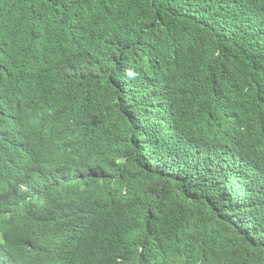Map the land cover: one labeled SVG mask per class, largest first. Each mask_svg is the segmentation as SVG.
Here are the masks:
<instances>
[{
  "label": "trees",
  "instance_id": "trees-1",
  "mask_svg": "<svg viewBox=\"0 0 264 264\" xmlns=\"http://www.w3.org/2000/svg\"><path fill=\"white\" fill-rule=\"evenodd\" d=\"M1 127L61 195L0 264H264V0H0Z\"/></svg>",
  "mask_w": 264,
  "mask_h": 264
},
{
  "label": "clouds",
  "instance_id": "clouds-1",
  "mask_svg": "<svg viewBox=\"0 0 264 264\" xmlns=\"http://www.w3.org/2000/svg\"><path fill=\"white\" fill-rule=\"evenodd\" d=\"M225 129L236 136L239 135L237 125L232 121L226 120ZM48 150L44 149L38 142L29 141L26 138L18 137L17 140H11L5 130L0 128V200L3 195L9 196L13 192H18L19 201L25 207L26 215L39 213L42 215L44 211L51 205H54L61 195L58 192L60 186L49 185L45 187L37 186L30 188L27 185L26 178L28 173L22 175L25 170L34 169L37 172L48 171L51 166ZM21 178H20V177ZM176 179L167 176L166 181L171 185ZM6 196V197H7ZM63 206L61 205V213ZM4 217L10 219L11 223L19 222L17 212H9L6 215L0 214V227L6 226ZM60 223L54 222L49 225L46 233H51L55 229H59ZM203 235L197 233L192 244L199 241ZM2 237V236H1ZM0 237V238H1ZM39 252L31 255L34 261Z\"/></svg>",
  "mask_w": 264,
  "mask_h": 264
},
{
  "label": "bare ground",
  "instance_id": "bare-ground-1",
  "mask_svg": "<svg viewBox=\"0 0 264 264\" xmlns=\"http://www.w3.org/2000/svg\"><path fill=\"white\" fill-rule=\"evenodd\" d=\"M71 141V140H70ZM11 203V202H10ZM16 205V204H15ZM44 223V222H43ZM43 227H45V226H43ZM2 228H3V226H2ZM38 228V227H37ZM41 228V227H40ZM0 229H1V227H0ZM36 230H38V229H36ZM35 230V231H36ZM45 232H46V230H44ZM1 232H2V230H1ZM34 232V231H33ZM38 234H40V233H38ZM2 235V234H1ZM1 235H0V237H1ZM41 235V234H40ZM42 235H44V234H42ZM45 236V235H44ZM2 238V237H1ZM33 240V239H32ZM6 241V240H5ZM1 242H2V239H1ZM137 252V251H136ZM131 255V254H130ZM136 258H137V254H136V256H135ZM128 262V261H127ZM131 264V263H130Z\"/></svg>",
  "mask_w": 264,
  "mask_h": 264
}]
</instances>
